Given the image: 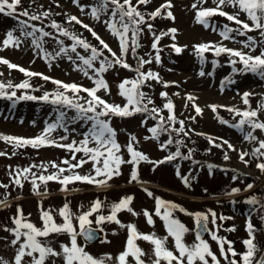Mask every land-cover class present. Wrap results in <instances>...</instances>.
I'll list each match as a JSON object with an SVG mask.
<instances>
[{
  "label": "rangeland",
  "instance_id": "374dc122",
  "mask_svg": "<svg viewBox=\"0 0 264 264\" xmlns=\"http://www.w3.org/2000/svg\"><path fill=\"white\" fill-rule=\"evenodd\" d=\"M95 2L96 0H81L82 4L89 6ZM163 2L164 0H152V3L146 8L141 6V10L152 11ZM194 2L195 0H172L174 5L172 11L176 19L173 21L158 17L153 21L157 32L172 27L177 28L178 33L175 42L179 45H187L188 47L182 53L176 54L170 47H166L173 43L170 37L163 38L160 42V46L163 49L161 52V63L157 64L153 61L151 65H145L144 70L147 71L151 68L153 71L158 72L164 81H174L176 83L165 88L161 83L152 81L151 88L145 87L143 90L152 97L157 107H163V104L166 102L160 96V93L164 91L168 92L169 97L176 106L175 111L177 116L186 121L187 130H193L189 134L198 140L197 146H200L198 151L201 153H196V155L199 156L190 157L191 155L189 156L188 150L182 149L181 144L178 145L175 142L182 140V137L177 138L173 132L171 133L173 143L168 145L166 149H162L161 144L168 141L170 138L169 133L161 134L159 139L146 140L145 137L151 135L148 129L158 123L157 120L151 118H148L146 123H142L145 121L146 114L138 113L127 118L112 117V127L116 129L118 142L122 146L128 143L130 135H135L139 141L136 145L137 149L144 152L151 161L163 160L170 153H175L178 148L182 155L158 166L142 161L139 165L138 181L129 182L133 165L123 164L120 168L121 175L109 181L107 187L75 182L68 185V191H63L59 182L49 181L46 186L41 184V194L38 195L33 191V185L30 180L22 179V188L12 184L10 173L16 169H23L34 164L37 166L41 165V163L48 164L50 161L60 164L65 158L71 159V153L54 146L14 148L8 142L0 140V151L8 154L0 156V183L9 185L7 189L0 187V199H3L8 205L7 207L0 205V257L9 261L14 258L16 247L11 245V240L14 236L10 232L4 231V229L14 227L12 217L17 214L18 206L22 208L26 217L37 226H41L40 208L38 206L41 201L45 209L51 208L53 210L56 221L61 223L62 218L57 215V210L66 202L70 204L72 212L79 215L80 212L87 211L91 203L99 198L104 202L105 207L102 211L107 215L110 211L109 205L129 195L134 197L131 207L139 215L134 216L127 211H122L118 214V218L124 224L134 223L142 233L155 232L160 237L167 235L165 222L159 216L154 215L156 209L155 198L159 197L181 205L188 212H207L211 209L217 213L218 217L220 215L232 217V219L224 221L217 219V225L221 226L217 234L233 241V246L240 253L246 250L243 241L249 238L246 224L250 218L255 228V243L259 249L264 250V219H262L264 217V207H261V205H264V197L262 196L263 199L261 200L259 196V188H264V171L258 169L260 176L252 175L253 179L250 180L246 175L241 173L242 170L238 166L239 163L244 164L239 159V150L243 149L251 153L252 149L257 145L255 142H250L244 138L248 130L247 126H245L244 132L230 126L238 122L240 117H234V114L227 111L226 108H218L216 112H213L208 107L215 104L229 107L235 106L243 110L248 106L243 104L242 94L244 92H251L254 95L249 98V103L252 108H256L260 103L264 102V78L253 73L240 74L233 72V65L229 62L232 58L228 54L216 56L212 52H207L204 54L205 59L202 63L193 48L194 45L199 43L214 42L217 44L222 43L229 48L248 51L247 48L243 47L242 42L246 41L250 36L257 41V46L252 54L259 55L261 51H264V37H261L259 30H256L248 32L246 35L234 32L230 34L233 37L232 39H223L220 32L224 30V25L232 28L239 26L235 25L232 21H228L226 17L216 15L210 21L216 30L214 31L212 27L206 28L204 25L196 22V10L191 7ZM57 4H59V7H57ZM204 6L214 7V0H208ZM48 7L51 10H56L60 15H77L84 23L94 27L95 31L113 50L119 53L118 41L110 34L103 23L93 20L88 15L90 11L89 7H86L82 13L79 7L73 4L72 0H22L18 11L27 9L29 12L33 11L36 13ZM224 10L229 13L239 11L230 6ZM239 18L241 20H248L246 14L243 12L240 13ZM27 19V17H19V20ZM29 24L43 27L45 31L59 35L55 29L51 28L42 19L40 21L29 20ZM14 29V35L20 36L22 43L19 48L8 47L0 50V57L7 58L12 63L33 72L43 73L54 79L64 82H76L85 87L93 86V81L85 77L80 71L74 70L73 64L66 58H57L49 66V62L43 58L44 53L32 44V38L22 35L19 30L18 19L15 16L9 17L0 13V47H2V42L6 38V33ZM28 30L31 31V28ZM60 38L65 41V45L72 43L67 37L61 36ZM152 41L153 37L145 30L140 40L142 47L137 49V54L143 56L145 59L148 58V53L155 55L151 47ZM43 48L47 52L54 54L58 51L59 45L51 37H45ZM78 51L81 54L87 55L83 49H78ZM72 55L75 56V54ZM127 60L134 68L137 66L136 57L132 55L131 51ZM235 67L240 68L242 65L237 63ZM201 70L205 72L204 76L199 75ZM0 72L3 73V76H0V80L8 81L13 80L12 78L15 77L13 70L9 69L6 65L0 64ZM104 75L110 85L111 94L106 95L103 91L98 94L109 100V102L120 105L126 103V100L119 95L118 84L125 78H134L136 74L133 71L117 66L114 69H110ZM228 79L234 80L235 83L227 84L226 81ZM175 93H179V95H174ZM188 94H192L197 98L196 104L203 109L202 115H197L192 103L186 100ZM60 111H64L69 120L75 115L74 110L60 105L47 104L39 100H17L16 98L9 100L6 97H0V134L24 138L36 137L43 132L49 123L59 119ZM163 114L166 117L169 115L167 110ZM192 116H195V120L189 119ZM221 118L229 121V124L221 123ZM259 119L264 120V112L260 113ZM88 126H85L82 121L70 124L69 139L61 142L68 143L73 139L79 141L82 139L81 134L87 130ZM72 128H75V132H71ZM254 134L260 139H264V131L258 129ZM51 135L53 138L59 139L65 133L62 129H57ZM208 137L215 138L217 143L227 140L234 145L237 151L229 150L226 145L222 148L213 147ZM202 146H207L211 150L206 149L204 151ZM13 152H15V155L12 154ZM225 153L229 156L228 160L224 159ZM81 155L82 153L77 154V158ZM122 155L125 160L130 159V154L125 148H122ZM186 156H189V158L185 159L184 157ZM245 159H248L249 163L244 165L253 170L257 169L256 164L258 162H264V160L258 161L251 157H246ZM209 165H213L214 167L209 169ZM91 169L92 163L89 162L82 169H77L76 171L85 174L90 172ZM178 170L179 176L177 175ZM32 171L40 174L41 169L33 168ZM53 171L55 170L49 167L44 174ZM68 174L71 173H64V175ZM181 176L189 177L190 187L185 186L180 178ZM234 176L238 178L234 180ZM249 183L253 184V187L245 191L244 189H246ZM45 188L47 189L46 192ZM232 188H240L241 191L228 195L227 193H230ZM145 189L152 191L153 196H148ZM6 193L10 195H6ZM253 196L260 201V204L251 205L246 202ZM144 210L153 213L154 225H150L147 222L143 214ZM163 211L164 209H161V212ZM174 217L192 230L184 236V242L189 245L192 244L196 240L194 217L179 211L174 212ZM208 226L215 230L216 226L211 223V217H209ZM233 226L235 227L234 232L226 231V229ZM101 227L105 231L104 240L88 244L87 251L97 257L103 256L106 253L111 254L113 257L117 256L124 250L128 230L121 228L115 223H105ZM50 239L54 241V246L57 249H59L61 243L69 241L67 234H54ZM205 239L209 241L212 250L219 258L220 252L217 243L211 240L210 234H207ZM105 240L108 242H105ZM80 242H82L81 238ZM137 244L145 252L143 258L146 264H151V260L154 258L152 254L153 246L144 240H137ZM167 247L175 251L174 241L171 237L168 238ZM225 247L227 248V245ZM257 255L259 256L260 253H257ZM236 259L239 260V257ZM129 260L131 261V257H129ZM56 264H62V261L57 258ZM221 264H225L222 258Z\"/></svg>",
  "mask_w": 264,
  "mask_h": 264
},
{
  "label": "snow or ice",
  "instance_id": "6c2138e0",
  "mask_svg": "<svg viewBox=\"0 0 264 264\" xmlns=\"http://www.w3.org/2000/svg\"><path fill=\"white\" fill-rule=\"evenodd\" d=\"M72 2L79 7L82 13L86 7L90 8L88 15L93 20L103 23L110 34L118 41L119 53L113 50L95 31L94 27L84 23L77 15L66 14V23L69 25H80L91 33L95 40L98 41V45L92 44L82 34L70 31L69 28L62 26L56 20L51 21V28L55 29L59 35L45 31L43 27L29 24V20L40 21L42 17L47 18L52 15L50 9L39 14L30 13L27 9L18 11L22 0H0V13L9 17H17L19 30L22 35L32 38V44L44 53L43 58L49 62V66L57 58H66L73 64L74 70L80 71L85 77L93 81L92 87H85L76 82H64L43 73L30 71L12 63L7 58L0 57V64L6 65L9 69H18L28 77V79L16 84H13L10 80L6 83L0 80V97H6L9 100L13 98L17 100H42L75 111V115L70 120L64 111H60L59 119L49 123L40 135L33 138L0 134V140L8 142L14 148L54 146L71 153V159L65 158L60 164L50 161L48 164L41 163L39 166L34 164L23 169H16L10 173L12 184L22 188V179L30 180L33 185V191L38 195L41 194V184L46 186L49 181L59 182L63 191H68V185L75 182L107 187L109 181L121 175L120 168L123 164L133 165L129 182L138 181L139 165L142 161L158 166L182 155L178 148L175 153H170L163 160L151 161L144 152L137 149L136 145L139 141L135 135H130L128 143L122 146L118 142L116 129L112 127V117L127 118L140 113L146 114L145 121L142 123H146L148 118L157 120L158 123L148 129L151 135L146 136L145 139H159L161 134L169 133L170 138L166 143L161 144L162 149H166L168 145L173 143L172 132H175L177 136L183 134V136L187 137L189 132L193 131L191 129L186 130L184 119H178L175 111L176 106L169 97L168 92L160 93V96L166 101L161 108L157 107L152 97L143 90L145 87L151 88L152 81L161 83L165 88L176 83L174 81H164L160 74L151 68L147 71L144 70L145 65H151L153 61L157 64L161 63V52L163 49L160 46V42L163 38L170 37L173 43L166 47H170L176 54L182 53L188 47L175 42L177 40V28L172 27L159 32L155 30L153 21L158 17L173 21L176 19L172 11L174 7L172 0H164L152 11L141 10V6L146 8L152 3V0H135V2L134 0H96L91 6L82 4L81 0H72ZM207 2L208 0H195L191 5L192 9L196 10L195 19L197 23L204 25L206 28L212 27L215 31L216 29L210 21L212 17L220 15L239 26L232 28L224 25V30L220 32L223 39H232L233 37L230 34L234 32L246 35L248 32L256 30H259L261 37H264V0H214V7H205L204 5ZM229 6L239 11L232 13L225 11L224 9ZM41 7L43 6L41 5ZM57 7H59V4H57ZM241 12L246 14L247 21L239 18ZM56 15H60V13H56ZM20 16L28 19L19 20ZM29 28H31V31L28 30ZM145 30L153 37L151 47L155 52V55L148 53L147 59L137 54V49L142 47L140 40ZM14 32L15 29L6 33V38L3 40L0 50L8 47H20L22 43L21 37L14 35ZM61 36L69 38L72 43L65 45V41L60 38ZM45 37H51L59 45L58 51L54 54L47 52L43 48ZM242 43L243 47L247 48L248 51L229 48L222 43L217 44L214 42L199 43L194 45L193 48L202 63L205 59L204 54L207 52H212L216 56L228 54L232 58L229 62L233 65V72L240 74L253 73L264 78V51H261L259 55L252 54L257 46V41L253 37L249 36ZM78 49H83L87 55L81 54ZM130 51L137 60L135 68L127 60ZM72 54H75V56ZM237 63L242 65V67L236 68L235 65ZM97 65L99 66L97 67ZM117 66L133 71L136 74L134 78H125L118 84L119 95L126 100L123 105L109 102V100L98 94L101 91L106 95L111 94L110 85L104 74ZM199 75L204 76L205 72L201 70ZM0 76H3L2 72H0ZM37 76L44 81H51L57 88L51 93L46 91L39 97L29 95L27 92L17 96L16 90L31 89L33 86L30 83V78ZM226 83L233 84L235 81L228 79ZM9 89L14 90L9 92ZM81 93L86 95H81ZM174 95H179V93ZM252 95L254 93L251 92L242 94L243 104L248 106L243 110L235 106L229 107L215 104L208 106L213 112H216L218 108H226L227 111L234 114V117H240L238 122L230 125L231 127L238 128L244 132L245 126H247L248 130L244 138L250 142H255L257 146L252 149L251 153L243 149L239 150V159L245 165L249 163V160L245 159L246 157L255 158L258 161L264 160V139H260L254 134L258 129L264 131V120L259 119L260 113L264 112V102L260 103L256 108H252L249 103V98ZM196 99L192 94L186 96V100L192 103L195 113L202 115L203 109L196 104ZM165 110L169 113L167 117L162 114ZM189 119L195 120V116L189 117ZM79 121H82L85 126L90 124L87 130L81 134L82 139L79 141L73 139L68 143L61 142L69 139V125ZM221 123L229 124V121L221 118ZM177 124L179 127H176ZM57 129H62L65 133L59 139L53 138L51 135ZM71 132H75V128H72ZM208 139L213 147L222 148L226 145L229 150L237 151L234 145L227 140L217 143L215 138L208 137ZM175 142L178 145L183 143L182 140ZM122 148H125L130 154V159H124ZM192 151L191 149L189 150V156ZM81 153L82 155L77 158V154ZM12 154L15 155V152ZM6 155H8L6 152L0 151V156ZM189 156L184 158L187 159ZM224 159H229L227 153H225ZM73 161L75 162L73 163ZM89 162L92 163L90 172L81 174L76 171L77 169H82ZM49 167L55 171L44 174ZM213 167V165H209V169ZM256 167L264 171V162H258ZM33 168L41 169L40 174L33 172ZM65 172H70L71 174L64 175ZM177 175H180L179 170ZM180 178L185 186L190 187L189 177L181 176ZM237 178V176L233 177L234 180ZM0 187L7 189L9 185L0 183ZM252 187L253 184L249 183L244 190L247 191ZM46 191L47 189L45 188ZM145 191L148 196H153L152 191L148 189H145ZM240 191V188H232L231 192L227 194L232 195ZM6 195L10 194L6 193ZM155 199L156 209L154 215L159 216L165 222L167 235L164 237L158 236L155 232L142 233L134 223H122L118 218V214L122 211H127L134 216L139 215L131 207L134 197L130 195L122 197L118 202L109 205L110 211L107 215L102 211L105 205L99 198L91 203L87 211H82L79 215L73 213L70 204L66 202L57 210V215L62 218L61 223L56 221L53 210L51 208L45 209L41 201L38 205L40 208L41 226H37L26 217L22 208L18 206L17 214L12 217L14 227L4 229V231L10 232L14 236L11 240V245L16 247V252L11 261L0 257V264H56L57 258L62 261V264H146L143 258L145 252L137 244V240L147 241L153 246L152 254L154 258L151 260V264H210V262L211 264H221V258L225 264H264V250L259 249L255 243V228L250 218L246 224L249 238L243 241L246 250L240 253L233 246V241L217 234L221 227L217 225V219L224 221L232 219V217L223 215L218 217L217 213L211 209L207 212L192 213L175 202L166 201L159 197ZM246 202L251 205L260 204V201L255 196ZM0 205L8 206L3 199H0ZM261 207H264V205H261ZM161 209H164V211L161 212ZM175 211L194 217L196 240L190 245L184 242V236L192 230L174 217ZM94 214L95 218L93 219ZM143 214L147 222L150 225H154L153 213L144 210ZM209 217H211V223L216 226L215 230L208 226ZM105 223H115L121 228L128 230L124 250L115 257L108 253L97 257L87 251L88 243L96 239L97 229L101 232L103 231L101 226ZM226 231L234 232L235 227L228 228ZM205 233L210 234L211 240L217 243L220 252L219 258L212 250L209 241L204 238ZM54 234H67L69 241L61 243L59 249H57L54 246V241L50 239ZM169 237L174 241L175 251L167 247ZM80 238H82V242H80ZM105 242L108 241L105 240ZM226 245L227 248L225 247ZM257 253H260V255L258 256ZM129 257H131V261ZM237 257H239V260L236 259ZM26 258L28 259L26 260Z\"/></svg>",
  "mask_w": 264,
  "mask_h": 264
},
{
  "label": "trees",
  "instance_id": "16d2710c",
  "mask_svg": "<svg viewBox=\"0 0 264 264\" xmlns=\"http://www.w3.org/2000/svg\"><path fill=\"white\" fill-rule=\"evenodd\" d=\"M49 9L51 10V8H49V7L41 9V12H43L45 10H49ZM41 12L38 11V12H36V14H39ZM30 13H34V12L32 11ZM51 13H52V15H50L47 18H43L42 17V20H44V22H47L50 26H51V21L52 20H56L58 23L62 24V26L69 28L70 31H75L78 34H82L83 37L87 38V40L90 41L92 44L98 45V41L95 40V38L91 35V33H89L87 30L82 28L80 25H76V24L69 25L68 23H66V15H56V13H57L56 10H51ZM88 37H90L91 39L88 38ZM12 70H13V72L15 74V77L12 78L13 80H10V81H12L13 84L20 83L23 80L28 79V77H26L25 74L20 72L18 69H12ZM2 81H4V80H2ZM4 82L6 83L7 81H4ZM30 83L32 84L33 87L31 89H28V90H22V89L21 90H16L17 96H20V95L24 94L25 92H27V94H29V95H35V96L39 97V96L43 95L44 92L47 91V92L51 93L57 88V86L55 84H53L51 81H44L41 77H38V76L30 78ZM12 90H14V89H9L8 91L11 92ZM81 95H86V94L81 93ZM39 101H42V100H39ZM43 102H45V101H43ZM46 103L47 104H52L50 102H46ZM177 117H178V119H183V118H181L179 116H177ZM176 127H179V125L177 124ZM185 128L187 130L186 121H185ZM173 133L176 135L175 132H173ZM176 137L177 138H181L182 137V141H183V143L181 144L182 149H186V150H188V152L191 149V150H193L191 152V156H194V157L199 156V155H196V153L197 154L201 153V152L198 151L200 149L199 148L200 146H197L198 140L194 136L189 134L187 137H185V136H183V134H180L179 136L176 135ZM202 147L204 148V151L206 149L209 150V148L207 146L206 147L202 146ZM259 192H260L259 193L260 199L262 200L263 197H264V195H263L264 188H262V189L259 188Z\"/></svg>",
  "mask_w": 264,
  "mask_h": 264
},
{
  "label": "bare ground",
  "instance_id": "6f19581e",
  "mask_svg": "<svg viewBox=\"0 0 264 264\" xmlns=\"http://www.w3.org/2000/svg\"><path fill=\"white\" fill-rule=\"evenodd\" d=\"M238 166L244 172H247V173H249L251 175L260 176V172H259L258 168L253 170V169H251L249 167H246L244 164H241V163H239Z\"/></svg>",
  "mask_w": 264,
  "mask_h": 264
},
{
  "label": "water",
  "instance_id": "95a60500",
  "mask_svg": "<svg viewBox=\"0 0 264 264\" xmlns=\"http://www.w3.org/2000/svg\"><path fill=\"white\" fill-rule=\"evenodd\" d=\"M206 235H207V233L204 234V238H205ZM104 238H105V231L103 230L101 232V231H99V229H97L96 239H94L93 241L89 242V244H92V243H95V242H99V241H103Z\"/></svg>",
  "mask_w": 264,
  "mask_h": 264
}]
</instances>
